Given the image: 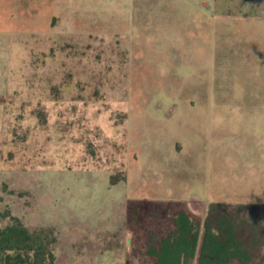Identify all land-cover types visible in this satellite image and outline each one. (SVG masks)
Wrapping results in <instances>:
<instances>
[{
	"label": "rangeland",
	"instance_id": "rangeland-1",
	"mask_svg": "<svg viewBox=\"0 0 264 264\" xmlns=\"http://www.w3.org/2000/svg\"><path fill=\"white\" fill-rule=\"evenodd\" d=\"M211 203L264 204V0H0V228L153 264Z\"/></svg>",
	"mask_w": 264,
	"mask_h": 264
},
{
	"label": "trees",
	"instance_id": "trees-1",
	"mask_svg": "<svg viewBox=\"0 0 264 264\" xmlns=\"http://www.w3.org/2000/svg\"><path fill=\"white\" fill-rule=\"evenodd\" d=\"M126 180L111 176V184ZM145 202L136 210L133 221ZM164 218L169 209L156 205ZM172 226L152 231L144 255L154 264H264V204L211 203L203 220L185 207L171 215ZM55 241L44 229H29L15 217L0 228V264H56L50 245Z\"/></svg>",
	"mask_w": 264,
	"mask_h": 264
},
{
	"label": "crops",
	"instance_id": "crops-1",
	"mask_svg": "<svg viewBox=\"0 0 264 264\" xmlns=\"http://www.w3.org/2000/svg\"><path fill=\"white\" fill-rule=\"evenodd\" d=\"M207 212V211H206ZM205 215H206V213H205ZM172 223V222H171ZM171 226H172V224H171ZM148 257V256H147ZM150 258V257H149ZM151 259V258H150ZM151 261L153 262V260L151 259ZM153 264H154V262H153ZM194 264H197V260H195V263Z\"/></svg>",
	"mask_w": 264,
	"mask_h": 264
}]
</instances>
